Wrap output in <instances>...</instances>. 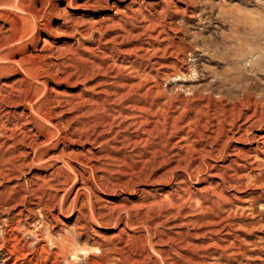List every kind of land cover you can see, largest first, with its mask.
<instances>
[{
	"label": "rangeland",
	"instance_id": "rangeland-1",
	"mask_svg": "<svg viewBox=\"0 0 264 264\" xmlns=\"http://www.w3.org/2000/svg\"><path fill=\"white\" fill-rule=\"evenodd\" d=\"M88 1L0 0V13L28 26L0 48V245L9 263L264 264V153L255 141L234 144L244 167L228 170L231 150L221 158L213 147L216 159L202 162L192 152L201 142L171 150L131 108L171 102L184 126L241 101L242 85L262 101L264 0H193L195 18L175 17L174 33L160 28L169 24L162 0ZM35 31L43 59L31 58L41 48L28 36ZM183 35L184 65L169 78L163 52ZM249 134L264 136V122ZM25 198L31 213L19 215ZM80 209L95 234L77 236Z\"/></svg>",
	"mask_w": 264,
	"mask_h": 264
},
{
	"label": "bare ground",
	"instance_id": "bare-ground-1",
	"mask_svg": "<svg viewBox=\"0 0 264 264\" xmlns=\"http://www.w3.org/2000/svg\"><path fill=\"white\" fill-rule=\"evenodd\" d=\"M90 2H92V4H97V2H95V0H89ZM88 1V2H89ZM162 3L165 5V7L161 9V12L159 13V16L164 18V20L166 18H168L169 20V24H166L165 22H162L160 25V28L162 30V32L168 31L170 33H174L175 30L173 29L172 26V21L175 17L177 16H182L183 19L189 21L193 18H195V12H196V5L194 3L193 0H162ZM178 3L181 4L183 7L181 8V10L177 9ZM137 5V4H136ZM142 6H140L139 8H141ZM22 10V9H21ZM132 10V9H131ZM135 10V9H134ZM139 10V9H138ZM133 11V10H132ZM141 11V10H139ZM153 12V11H152ZM138 13V11H137ZM142 13V12H141ZM11 14V13H10ZM8 15V13H7ZM32 16H34L31 13ZM9 16V15H8ZM140 16V15H139ZM150 17V16H149ZM170 18V19H169ZM138 19V18H137ZM24 20V19H23ZM147 20V19H146ZM184 20V21H185ZM17 22V20H15ZM259 24V23H258ZM244 25V23H243ZM261 25V24H259ZM245 26V25H244ZM242 26L240 29L246 30V28ZM263 27V26H262ZM149 28V27H148ZM5 29V30H4ZM36 30V29H34ZM33 30V31H34ZM13 32V36L11 37H5L6 34H11ZM149 32V31H148ZM35 33V34H34ZM33 34L31 33V35H28L32 40L35 38L37 41L35 44L40 45L41 44V48L39 50H37L35 52V54L31 57V58H35V59H43V57L46 54H49L48 51L45 49V44L44 41L41 39V33L42 32H37L35 31ZM151 33V32H150ZM28 34V26L24 23L21 25H16L14 24L13 20H11V18H8L5 14L0 13V48L4 49L7 48V46L13 45L15 42L18 43V41L20 42L22 37L24 35ZM87 34V32L85 33ZM84 31L81 32V35H85ZM158 34V32H157ZM156 34V35H157ZM174 35V34H172ZM185 35V34H184ZM184 35L181 38H176V41H172L170 43V48L165 50L163 52V56L166 53H170L169 55H171V59L166 60L168 62L164 63L167 64L168 66H163V73H165L164 75L167 76L169 78H177V69L179 67H182L184 65V62L182 61V59L180 58V55L182 54V52L187 51L186 45H185V37ZM48 37V36H47ZM149 37L151 38L152 36L149 35ZM160 37V36H159ZM156 38V37H155ZM259 38V37H258ZM24 39V38H23ZM154 38H152L151 40H153ZM157 39V38H156ZM33 40V41H34ZM260 40V39H259ZM154 41V40H153ZM99 42V41H98ZM159 44V43H158ZM15 45V44H14ZM244 49L243 45H240V49ZM146 50V49H145ZM241 51V50H240ZM52 52V51H51ZM87 52V51H86ZM158 52V50H157ZM172 52V53H171ZM161 53V52H159ZM240 53V52H239ZM134 54V53H133ZM142 54V53H141ZM155 54V53H154ZM144 56V55H143ZM144 58V57H143ZM30 59V58H29ZM90 62V61H89ZM88 63V62H87ZM93 63V62H92ZM154 64V63H153ZM150 65V64H149ZM162 65V64H161ZM141 66V65H140ZM153 66V65H152ZM159 66V65H158ZM97 67V66H96ZM104 67V66H103ZM102 67V68H103ZM251 67V66H250ZM152 68V67H151ZM162 68V67H161ZM99 69V68H97ZM113 69V68H112ZM158 69V68H157ZM104 70V69H103ZM154 71V70H153ZM148 72V71H147ZM171 73V74H169ZM173 73V74H172ZM135 78V77H134ZM155 79V78H154ZM236 79V78H235ZM231 80V79H230ZM229 80V81H230ZM246 80V79H245ZM22 81V80H21ZM235 81V80H234ZM20 82V81H19ZM240 82V81H239ZM234 82H232L231 84H224L225 86L230 87V89H234L236 86V84H233ZM236 83V81H235ZM241 83V82H240ZM117 84V83H116ZM114 85V84H113ZM120 87V89L122 88H126L127 86L125 84H118ZM148 85V84H147ZM133 86V85H132ZM144 85L141 83L138 86H134V87H129L128 91H134L135 89L137 90H141L142 87ZM157 87V86H156ZM242 87H244V89L242 90V100L238 102H235L231 105L229 104H223L222 102H220V110L213 113V116H209L210 113H208L205 115L206 118L202 119V118H198V114L201 112H198L197 115H195L194 118H190L189 122L190 124L188 125H184V126H178L180 123H182V116L174 118L175 113H172L169 109V106H171V102L168 103V107L166 106L167 109H164L163 111H156L154 112L153 109H155V107H157L158 105L156 104H149L147 106H131L132 110L139 112L140 114L146 116L147 119H143L144 121L140 124V125H146L147 129H145V133L147 136H150L151 134H153V132H160V136L159 138H161V136L166 137V141H167V145L168 147H171V150L174 148H179V149H183L182 145L183 143H191V144H198V143H202L201 145H199L198 149H194V151H192L193 153H196L197 157H199L198 159L200 160V162L203 161V158L207 157V158H211L216 159V157H213L211 151L213 149V147H217L220 150L216 149V154L219 157H223L224 155L227 154V152L231 150V153H233V157H235L234 159L229 160V165L226 166L229 170V168L231 167H244L243 165L240 166L237 162V160L239 159L237 155H235L236 151L238 149H236V147L234 146V144H241L244 142H248L250 140H254L255 141V147H254V152L255 153H260L263 155L264 153V136H249V132L251 129H253L254 127H258L260 126L263 122H264V116L261 115L260 111L264 110V98H262V101H258L256 100L252 94H250V92L247 89L246 86L242 85ZM258 87V86H257ZM19 88V87H18ZM252 89V88H251ZM125 90V89H124ZM251 91V90H250ZM153 90L152 88H150L144 96H148L150 93H152ZM112 94V93H111ZM124 95V94H122ZM126 95V94H125ZM128 95V94H127ZM151 95V94H150ZM2 96V95H1ZM118 96V95H117ZM120 96V95H119ZM143 96V97H144ZM152 96V95H151ZM115 97V96H114ZM126 97V96H125ZM124 97V98H125ZM118 98V97H117ZM120 98V97H119ZM156 98V97H153ZM112 99V98H111ZM80 101V100H79ZM168 101V100H167ZM207 105H209L210 101L207 99ZM119 102V101H118ZM130 102V101H129ZM177 102V101H176ZM82 103V102H81ZM88 103V102H87ZM158 103V102H157ZM174 103V102H173ZM182 104V103H181ZM1 105V104H0ZM84 105V104H83ZM183 105V104H182ZM194 106V105H193ZM210 106V105H209ZM126 108V107H125ZM173 109V108H172ZM198 109V108H197ZM187 112V111H186ZM205 112V110H204ZM184 113V112H183ZM192 114V113H191ZM202 114V113H201ZM263 114V113H262ZM135 115V114H134ZM204 115V114H203ZM149 118V119H148ZM188 118V117H187ZM186 121V120H185ZM188 122V120H187ZM184 123V122H183ZM161 129V130H160ZM162 131V132H161ZM156 132V135H157ZM175 133V134H174ZM159 135V134H158ZM151 137V136H150ZM154 138V137H153ZM154 140V139H153ZM164 140V139H163ZM155 141V140H154ZM161 141V140H160ZM165 143V141H164ZM161 144V143H160ZM143 145V144H142ZM32 146V145H31ZM136 146V145H135ZM165 146V145H164ZM167 147V148H168ZM33 148V147H32ZM208 149V150H207ZM170 150V149H169ZM215 152V151H214ZM230 153V154H231ZM161 155V154H160ZM232 155V154H231ZM191 156V155H190ZM25 157V156H24ZM229 157H231L229 155ZM228 157V158H229ZM193 158V157H192ZM218 158V157H217ZM210 160V159H209ZM195 161V160H192ZM240 161H242L240 159ZM63 162V161H62ZM70 162V161H68ZM188 162V161H187ZM64 163V162H63ZM201 164V163H200ZM199 164V166H200ZM245 164V163H244ZM78 165H83V164H78ZM208 165V164H207ZM66 166L72 170V173L76 170V168L74 166H72L70 163H66ZM198 166V167H199ZM202 166V165H201ZM211 167V166H210ZM200 169V168H199ZM199 169H195V172L199 173L200 170ZM194 172V171H193ZM76 173V172H75ZM74 173V174H75ZM193 175V174H192ZM76 178H81V173L78 172L75 174ZM189 176V175H188ZM210 176V175H209ZM215 179H217L219 182H215L213 183L214 185V195L218 198V199H223V197L221 196V191L220 193L216 192L217 190L221 189V188H225L224 186L226 185V181L224 179V175H222V173H220L219 171H216L213 173V175L211 176ZM45 182V181H44ZM212 184H210L211 186ZM212 185V186H213ZM81 189H84L85 186L84 184H82V182L79 185ZM87 187V186H86ZM229 187V185H228ZM87 189V188H86ZM85 190V189H84ZM213 190V189H212ZM210 191V190H209ZM77 196V195H76ZM235 197V196H234ZM233 199V198H232ZM77 200V199H76ZM217 200V199H216ZM22 201V200H21ZM210 201V200H209ZM212 203V202H211ZM26 198L22 201L21 203V208L22 210H19V215H23L24 213L30 214L31 213V208L26 206ZM33 203L30 202V205H32ZM29 206V205H28ZM34 206H37L34 205ZM39 206V205H38ZM45 207V206H44ZM48 208V207H47ZM83 209V208H82ZM78 210V214H79V219H83L84 223L82 225H80V227L78 228V235L79 237L82 236H86L88 233H92L95 234L94 230L92 229V225L91 222L87 219V214L86 212H84V210ZM24 217V216H23ZM77 218V219H78ZM96 218V217H95ZM76 219V221H77ZM82 222V221H81ZM95 224V223H94ZM91 234V235H92ZM187 234V233H186ZM185 234V235H186ZM172 239V238H171ZM174 243V242H173ZM5 246V245H4ZM4 246L0 245V264H10V255L11 252L6 251L4 249ZM188 248V247H187ZM62 250V249H61ZM63 251V250H62ZM121 251V250H120ZM124 251V250H123ZM240 251V250H239ZM6 252V253H5ZM64 252V251H63ZM245 252V251H244ZM147 253V252H146ZM170 253V252H169ZM111 254V253H110ZM219 254V253H218ZM175 255V254H174ZM242 255V254H241ZM179 257V256H177ZM198 257V256H197ZM26 258V257H24ZM181 258V257H180ZM186 258V257H185ZM88 259V258H87ZM177 259V258H176ZM125 262V261H124ZM135 262V261H134ZM173 260L167 259L166 263L167 264H175L173 263ZM109 261L104 259V264H108ZM194 263V262H193ZM196 263V262H195ZM84 264V263H83ZM133 264V262H132Z\"/></svg>",
	"mask_w": 264,
	"mask_h": 264
}]
</instances>
